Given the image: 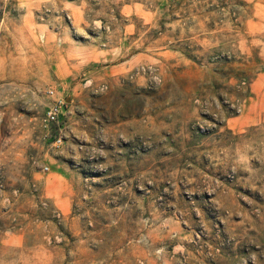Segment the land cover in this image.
<instances>
[{"label": "rangeland", "instance_id": "obj_1", "mask_svg": "<svg viewBox=\"0 0 264 264\" xmlns=\"http://www.w3.org/2000/svg\"><path fill=\"white\" fill-rule=\"evenodd\" d=\"M0 264H264V0H0Z\"/></svg>", "mask_w": 264, "mask_h": 264}, {"label": "built area", "instance_id": "obj_2", "mask_svg": "<svg viewBox=\"0 0 264 264\" xmlns=\"http://www.w3.org/2000/svg\"><path fill=\"white\" fill-rule=\"evenodd\" d=\"M49 94L52 93V90H47ZM59 113V103L54 102L53 104L49 105L45 110L44 113L40 119V122L43 126L47 125L50 122H53L56 120L57 115ZM46 168V167H45Z\"/></svg>", "mask_w": 264, "mask_h": 264}]
</instances>
